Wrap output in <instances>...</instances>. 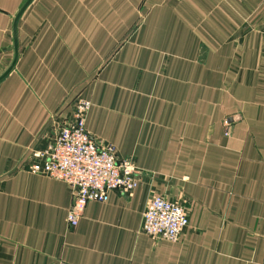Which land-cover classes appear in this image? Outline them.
Masks as SVG:
<instances>
[{
  "label": "crops",
  "instance_id": "0c3cea01",
  "mask_svg": "<svg viewBox=\"0 0 264 264\" xmlns=\"http://www.w3.org/2000/svg\"><path fill=\"white\" fill-rule=\"evenodd\" d=\"M26 1L0 0V75ZM18 46L0 81V264H264V0H32ZM79 97L140 181L71 227L69 186L30 165ZM156 194L187 210L178 241L142 232Z\"/></svg>",
  "mask_w": 264,
  "mask_h": 264
},
{
  "label": "built area",
  "instance_id": "2783aa9c",
  "mask_svg": "<svg viewBox=\"0 0 264 264\" xmlns=\"http://www.w3.org/2000/svg\"><path fill=\"white\" fill-rule=\"evenodd\" d=\"M91 102L80 99L72 115L58 129L45 151L35 156L31 169L67 183L72 197L67 222L75 227L90 201H104L110 191L132 193L140 172L133 157H119L116 148L100 142L85 126ZM229 132H227L228 134ZM189 224L186 208L162 194L154 195L144 213L142 232L155 239L178 241Z\"/></svg>",
  "mask_w": 264,
  "mask_h": 264
},
{
  "label": "water",
  "instance_id": "95a60500",
  "mask_svg": "<svg viewBox=\"0 0 264 264\" xmlns=\"http://www.w3.org/2000/svg\"><path fill=\"white\" fill-rule=\"evenodd\" d=\"M32 0H27L26 3L23 5L21 10L16 15L15 21H14V50H15V58L11 65L0 75V81L3 80L15 67L18 56H19V46H18V21L25 10V8L30 4Z\"/></svg>",
  "mask_w": 264,
  "mask_h": 264
},
{
  "label": "rangeland",
  "instance_id": "374dc122",
  "mask_svg": "<svg viewBox=\"0 0 264 264\" xmlns=\"http://www.w3.org/2000/svg\"><path fill=\"white\" fill-rule=\"evenodd\" d=\"M80 99H85V98H77V99H75L72 103L73 104H76L77 103V101H79ZM87 100H89V99H87ZM90 102H91V108H92V101L91 100H89ZM71 103V105H73ZM90 108V109H91ZM89 112H90V110H89ZM89 112L87 113V116H86V119H85V122L87 123V118H88V115H89ZM68 120V119H67ZM86 123H85V126H86ZM86 129H87V126H86ZM89 132V131H88ZM90 133V132H89ZM91 134V133H90ZM92 135V134H91ZM55 136H56V134H55ZM55 136H54V138H55ZM98 140V139H97ZM100 142H103V143H107V144H111V145H113L115 148H116V146L114 145V144H112V143H110V142H107V141H101V140H99ZM116 150H117V148H116ZM42 151H36L34 154H33V157H34V160H33V162H32V164L34 163V162H36V161H42L40 158H38V157H36L35 156V154L36 153H41ZM117 152H118V150H117ZM32 164L30 165V168H31V166H32ZM32 170V169H31ZM35 173V172H34ZM37 174H39V173H37ZM44 175V174H43Z\"/></svg>",
  "mask_w": 264,
  "mask_h": 264
}]
</instances>
